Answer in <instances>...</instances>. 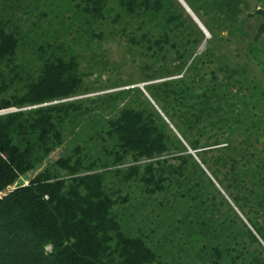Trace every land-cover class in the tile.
Returning <instances> with one entry per match:
<instances>
[{
	"label": "trees",
	"instance_id": "trees-1",
	"mask_svg": "<svg viewBox=\"0 0 264 264\" xmlns=\"http://www.w3.org/2000/svg\"><path fill=\"white\" fill-rule=\"evenodd\" d=\"M149 1L128 4L165 10L173 29L184 26L202 42L197 25L174 16L172 0ZM258 1L257 16L247 17H259L252 43L264 48V0ZM86 13L104 18L101 9ZM234 23L236 31L241 21ZM18 42L17 33L0 25V110L15 109L0 115V264H239L252 258L255 236L237 227L232 208L213 196L219 191L212 181L203 188V169L154 107H115L113 94L79 100L74 56L48 58L36 78L24 81L14 63ZM255 60L264 74V58ZM235 66L240 75L246 71ZM173 94L180 106L163 109L185 136L174 120H183L187 109L183 95ZM111 105L116 110L102 116ZM200 112L192 109L193 117ZM189 143L195 150L214 145Z\"/></svg>",
	"mask_w": 264,
	"mask_h": 264
},
{
	"label": "rangeland",
	"instance_id": "rangeland-1",
	"mask_svg": "<svg viewBox=\"0 0 264 264\" xmlns=\"http://www.w3.org/2000/svg\"><path fill=\"white\" fill-rule=\"evenodd\" d=\"M238 1L172 0L174 16L197 25L202 42L184 26L173 29L176 22H168L165 10L138 8L128 4L132 0H0V25L18 34L14 63L24 81L36 78L48 58L74 56L82 79L79 100L113 94L114 106L154 107L203 169V188L212 181L220 192L213 196L232 208L237 227L255 236L252 258L239 264H264V74L255 60L264 58V48L252 43L259 17H247L257 16L261 2ZM94 9L104 18L86 13ZM237 20L243 27L235 31ZM223 55L228 60L217 58ZM228 63L246 71L241 76ZM173 93L183 95L181 107L187 109L183 120L176 115L174 120L185 136L163 109L180 106ZM113 105L102 116L115 111ZM199 107L193 117L192 109ZM12 111L0 110V115ZM85 124L83 119L80 126ZM197 140L214 145L195 150L189 141Z\"/></svg>",
	"mask_w": 264,
	"mask_h": 264
},
{
	"label": "crops",
	"instance_id": "crops-1",
	"mask_svg": "<svg viewBox=\"0 0 264 264\" xmlns=\"http://www.w3.org/2000/svg\"><path fill=\"white\" fill-rule=\"evenodd\" d=\"M197 19V18H196ZM199 21V20H198ZM203 28V27H202Z\"/></svg>",
	"mask_w": 264,
	"mask_h": 264
}]
</instances>
